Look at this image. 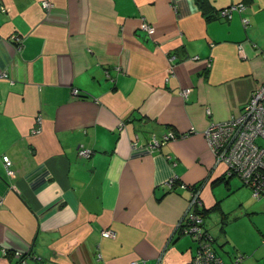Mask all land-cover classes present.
Here are the masks:
<instances>
[{"label":"crops","instance_id":"1","mask_svg":"<svg viewBox=\"0 0 264 264\" xmlns=\"http://www.w3.org/2000/svg\"><path fill=\"white\" fill-rule=\"evenodd\" d=\"M210 1L247 9L208 18L197 0H0V264H22L17 251L26 264H191L197 242L178 229L188 186L203 182L206 220L233 177L205 131L264 80V0ZM250 210L254 228L228 219L220 242L205 223L230 264H264V208Z\"/></svg>","mask_w":264,"mask_h":264},{"label":"built area","instance_id":"2","mask_svg":"<svg viewBox=\"0 0 264 264\" xmlns=\"http://www.w3.org/2000/svg\"><path fill=\"white\" fill-rule=\"evenodd\" d=\"M43 5L49 7L50 3L44 1ZM247 5L244 2L232 4L220 10V14L232 17L234 11L244 13ZM243 22L247 25L249 17L243 16ZM143 28L149 33L155 32L154 26L144 22ZM12 40L20 49L23 39L20 35L15 34ZM264 59V52L258 51ZM241 57H246L244 52L240 51ZM7 77V74H3ZM192 91L191 87L181 90V95L187 97ZM78 93V89H74ZM208 113L211 109L208 108ZM38 124L33 132L38 133L42 130V118H37ZM208 146L214 154L215 163L225 166V173L229 176L239 175L243 183L247 185L252 195L256 198L264 197V80L261 81L253 90L250 98L243 106L240 113L222 121L213 120L210 122L205 131ZM175 138L173 132L168 133L166 140ZM159 141L154 140L153 144L159 145ZM93 150L87 147H80L78 153L87 157L92 154ZM6 171L9 176H13L15 171L12 167L13 161L8 154L3 156ZM169 186L175 184V179L171 178ZM182 187H187L181 184ZM191 196L189 206L185 215L178 223V229L182 233L190 234L197 242V249L192 256L191 264H230L216 251L214 246V237L205 227V215L202 211L204 200L202 197V187L198 185H189ZM2 200L0 199V203ZM114 232L110 229L103 231L104 236H112ZM264 242V239H263ZM3 254H7L5 248L1 249ZM16 255L21 258L22 264H26L23 259L24 255L17 251ZM245 255L236 257V262L240 261ZM128 264H138V260H132Z\"/></svg>","mask_w":264,"mask_h":264},{"label":"rangeland","instance_id":"3","mask_svg":"<svg viewBox=\"0 0 264 264\" xmlns=\"http://www.w3.org/2000/svg\"><path fill=\"white\" fill-rule=\"evenodd\" d=\"M217 192L220 199V209L209 211L205 220L206 225L217 237V241L220 242L224 235L221 232L224 213L226 218L228 217L231 221L236 217L238 225L242 222L246 228H254V216L256 214L252 213L250 207L253 206L254 208L257 206L264 208V197H254L251 189L243 183L242 179L237 174L232 177L231 186L223 182L217 188ZM234 229H237L236 225H233V230Z\"/></svg>","mask_w":264,"mask_h":264},{"label":"trees","instance_id":"4","mask_svg":"<svg viewBox=\"0 0 264 264\" xmlns=\"http://www.w3.org/2000/svg\"><path fill=\"white\" fill-rule=\"evenodd\" d=\"M197 2L200 4L203 11L205 13H207L208 18H214L220 14V10H215L214 6L212 5L210 0H197ZM202 184H203V182H201L200 184H194V185H198V187H202ZM212 209H220V202H217ZM202 211H203L204 215L206 216V209L203 208ZM228 219L229 218L228 217L226 218L225 213H224L223 218H222V226H221L222 231H224V229L228 223ZM214 240H215V238H214Z\"/></svg>","mask_w":264,"mask_h":264}]
</instances>
